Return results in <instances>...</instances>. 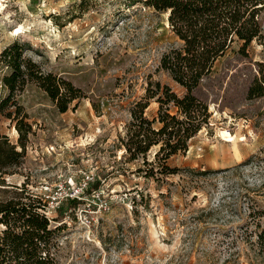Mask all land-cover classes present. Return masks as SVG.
Wrapping results in <instances>:
<instances>
[{"label": "rangeland", "instance_id": "374dc122", "mask_svg": "<svg viewBox=\"0 0 264 264\" xmlns=\"http://www.w3.org/2000/svg\"><path fill=\"white\" fill-rule=\"evenodd\" d=\"M14 40L82 94L61 113L34 84L25 87L17 99L32 133L20 166L0 180V200L25 189L53 202L47 215L65 224L61 264H264L250 245L252 216L264 210V95H246L264 75V42L216 62L199 90L208 127L168 160L194 173L157 183L140 161L125 160L118 138L149 80L183 92L159 66L176 42L167 14L143 0H0V49ZM157 108L150 99L144 115ZM0 133L16 144L14 122L0 118ZM86 175L84 195L70 199V183Z\"/></svg>", "mask_w": 264, "mask_h": 264}, {"label": "trees", "instance_id": "16d2710c", "mask_svg": "<svg viewBox=\"0 0 264 264\" xmlns=\"http://www.w3.org/2000/svg\"><path fill=\"white\" fill-rule=\"evenodd\" d=\"M143 3L167 14L176 42L162 53L159 66L183 92L178 94L167 84L149 80L144 99L136 102L124 135L118 139L125 160L140 161V173L162 183L174 174L194 173L191 168L171 166L168 160L176 154H185L190 139L208 127V103L199 90L211 77L216 62L228 51L247 55L253 41L264 42L261 16L264 0H143ZM26 49V43L18 40L0 49V66L6 69L0 78V118L14 122L17 131L16 144L0 133V180L5 174H14L20 166L32 133L17 99L25 87L34 84L61 113L82 98L80 89L70 80L45 71L26 57ZM246 95L247 98L264 95L263 74L249 82ZM150 99L158 104L152 118L144 115ZM152 148L155 150L149 158ZM25 191L20 189L16 196L0 200L3 226L0 264H61L58 243L65 224L54 223L57 219L44 212L43 199ZM252 220L255 228L250 234L255 238L250 245L260 255L264 253V210H258Z\"/></svg>", "mask_w": 264, "mask_h": 264}, {"label": "built area", "instance_id": "2783aa9c", "mask_svg": "<svg viewBox=\"0 0 264 264\" xmlns=\"http://www.w3.org/2000/svg\"><path fill=\"white\" fill-rule=\"evenodd\" d=\"M89 179H92V177L86 175L77 184H73L71 182L70 187H68L69 188V193H68L69 198L74 199V198H79V197L83 196L85 190L87 189ZM43 201L45 202L44 212L47 214L48 213L47 210H48L49 206L53 207V202L52 201L46 202V200H44V199H43Z\"/></svg>", "mask_w": 264, "mask_h": 264}]
</instances>
